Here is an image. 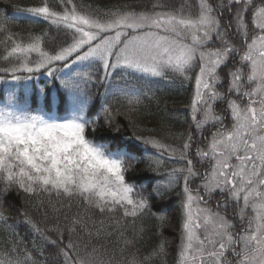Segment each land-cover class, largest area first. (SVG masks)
Returning a JSON list of instances; mask_svg holds the SVG:
<instances>
[{"label":"snow or ice","instance_id":"snow-or-ice-1","mask_svg":"<svg viewBox=\"0 0 264 264\" xmlns=\"http://www.w3.org/2000/svg\"><path fill=\"white\" fill-rule=\"evenodd\" d=\"M58 9L47 0L23 9L29 19L71 36L70 43L50 51L42 47L47 32L25 43L8 32L6 16L0 19L5 34L0 43L8 45L2 59L9 64L0 71L17 82L22 77L16 73L31 80L42 70L48 77L64 72L55 92L25 85L6 100L0 93V199L13 188L29 195L78 196L101 214L121 212L135 220L149 208V197L126 174L148 158L156 171L167 156L183 164L163 181L170 188L183 177L179 264H264V0H198L195 12L186 0L179 7L156 0L150 11L120 10L106 18L79 11L73 0H60ZM169 74L194 81V131L180 146L140 136L89 138L100 114L110 115V98L135 107L152 83ZM96 83L105 88L102 100L94 99ZM97 105L96 115L89 116ZM195 133L207 141L203 146ZM155 183L159 195L161 182ZM214 197L216 210L208 206ZM7 221L0 211V222ZM25 223L58 250L62 264H150L153 256L165 254L160 245L143 257L125 256L122 248L117 257L103 244L80 254L72 234L83 231L99 240L118 230L121 219L96 226L91 218L77 217L66 232L56 226L48 235L30 218ZM0 264H34V257L13 245L0 253Z\"/></svg>","mask_w":264,"mask_h":264},{"label":"trees","instance_id":"trees-1","mask_svg":"<svg viewBox=\"0 0 264 264\" xmlns=\"http://www.w3.org/2000/svg\"><path fill=\"white\" fill-rule=\"evenodd\" d=\"M73 2L81 12L99 14L102 18H106L105 14L120 10L150 11L156 0H73ZM181 2L182 0H167L171 7H179ZM40 3L41 0H0V19L6 16L8 32L23 38L25 43L28 42L29 36L45 32L48 36L45 37L42 47L46 50L50 51L63 44L65 40L70 43V35L66 36L63 31L58 33L55 27L50 28L48 23L29 19L30 14L23 11ZM47 3L50 7L59 10L60 0H47ZM186 3L195 12L197 0H186ZM4 39L5 34L0 33V41ZM7 46L5 43H0V68L9 66L2 59ZM32 59L37 60L39 57L36 53H32ZM16 75L22 77L19 82L14 81L10 74L0 71V93H3L5 100L12 92L19 94L25 85L47 88L55 92L60 84L59 78L64 76V72L48 77L42 70L33 73L31 80L23 79L28 75L26 73H16ZM150 87V94L135 107L128 105L124 98H110V115L100 114L96 130L94 132L89 130V138H94L97 142L127 141L128 138L135 141V137L140 136L180 146L187 139L189 132L194 131L190 107L194 81L189 82L169 74L166 78L156 80ZM92 92L94 99L102 100L105 88L96 83L92 87ZM98 109L99 105L88 115L95 116ZM197 137L199 133H195L194 139L196 140ZM147 151L155 153L150 147ZM135 155L139 156L140 153ZM158 155L156 153V156ZM149 163L150 158L142 159L139 163L133 164L126 174L127 182L135 184L142 195L149 197V208L135 220L132 217L122 218L121 212L114 215L101 214L98 209L89 208L78 196L58 197L54 193L51 196L45 193L29 195L13 188L6 197L0 199V211H3L8 218L7 224L0 222V253L10 250L13 245H18L19 249L32 253L34 264H62L63 257L57 254L58 250L46 244L43 236L25 223L26 218L33 220L46 235L49 234L48 229L56 226L66 232L67 226L77 217L91 218L96 222V226H99L101 220L105 224H113L115 219H121L118 230L113 231L111 236H103L99 240L95 237L89 238L83 231L72 234V239L79 245L80 254L84 255L85 252L91 251L94 245L99 248L103 244L107 254L115 253L120 257V249L123 248L125 256L137 254L143 257L163 245L165 254L153 256L150 264H179L183 177L181 176L170 188L163 181L167 179V173L172 168L182 167L183 164L169 161L165 156L160 167L153 171L149 168ZM152 168H156V165L153 164ZM155 181L161 182L159 195L153 191L157 188ZM140 185L145 187L140 189ZM161 215L165 217L163 221L158 219ZM13 227L16 229L15 233L12 231ZM51 236L55 238V234ZM126 240H132L134 244L126 246ZM19 255L23 257L24 251H20Z\"/></svg>","mask_w":264,"mask_h":264},{"label":"flooded vegetation","instance_id":"flooded-vegetation-1","mask_svg":"<svg viewBox=\"0 0 264 264\" xmlns=\"http://www.w3.org/2000/svg\"><path fill=\"white\" fill-rule=\"evenodd\" d=\"M217 111L219 112V109H217ZM205 135H208V133H205ZM196 137V136H195ZM196 142L200 143L201 146H203L204 143H206L207 141L203 140V137L199 134V137H197V139L195 140ZM218 197H214L210 202H209V207H211L213 210H216V202H217ZM203 206V205H202ZM223 214V213H222ZM228 215L231 216L232 215V209H229Z\"/></svg>","mask_w":264,"mask_h":264},{"label":"rangeland","instance_id":"rangeland-1","mask_svg":"<svg viewBox=\"0 0 264 264\" xmlns=\"http://www.w3.org/2000/svg\"><path fill=\"white\" fill-rule=\"evenodd\" d=\"M197 2H198V0H197ZM194 89V88H193ZM183 201V200H182Z\"/></svg>","mask_w":264,"mask_h":264}]
</instances>
